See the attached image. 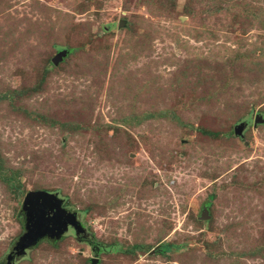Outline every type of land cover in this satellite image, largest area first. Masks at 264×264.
Segmentation results:
<instances>
[{
    "label": "rangeland",
    "instance_id": "rangeland-1",
    "mask_svg": "<svg viewBox=\"0 0 264 264\" xmlns=\"http://www.w3.org/2000/svg\"><path fill=\"white\" fill-rule=\"evenodd\" d=\"M42 189L14 264H264V0H0V264Z\"/></svg>",
    "mask_w": 264,
    "mask_h": 264
},
{
    "label": "water",
    "instance_id": "water-1",
    "mask_svg": "<svg viewBox=\"0 0 264 264\" xmlns=\"http://www.w3.org/2000/svg\"><path fill=\"white\" fill-rule=\"evenodd\" d=\"M125 26V21L121 20L120 27ZM68 50H62L54 58V64H59L67 56ZM260 118H257V122ZM247 126L246 122L236 126L235 133L243 135V130ZM65 198L59 192L47 190L29 191L23 202V212L25 214L26 232L20 237L11 255L8 257L7 264H14L17 257H23L28 250L35 247L44 239L60 240L73 227L76 234L80 236L85 231L79 221L78 212H72L65 207ZM202 219L210 218L207 208L204 209ZM96 264V260H94Z\"/></svg>",
    "mask_w": 264,
    "mask_h": 264
},
{
    "label": "flooded vegetation",
    "instance_id": "flooded-vegetation-1",
    "mask_svg": "<svg viewBox=\"0 0 264 264\" xmlns=\"http://www.w3.org/2000/svg\"><path fill=\"white\" fill-rule=\"evenodd\" d=\"M65 207H66V206H65ZM66 208H67V207H66ZM69 210H70V209H69ZM70 211H72V210H70ZM72 212H75V211H72ZM78 215H79V214H78ZM78 217H79V216H78ZM79 221L82 223V220H81L80 217H79ZM82 225H83L85 231H84L83 233H81L80 236H78V235L76 234V231H75V229H74L73 227L70 228L69 232H70V231H74L75 236L77 237L78 240L88 243V244H89L94 250H96V249L98 248L99 244L95 242V240H94V238H93V234H91V233L85 228V226H84L83 223H82ZM69 232H68V233H69ZM68 233H67V234H68ZM67 234H66V235H67ZM66 235H65V236H66ZM97 245H98V246H97Z\"/></svg>",
    "mask_w": 264,
    "mask_h": 264
},
{
    "label": "trees",
    "instance_id": "trees-1",
    "mask_svg": "<svg viewBox=\"0 0 264 264\" xmlns=\"http://www.w3.org/2000/svg\"><path fill=\"white\" fill-rule=\"evenodd\" d=\"M4 173V172H3ZM5 176V175H4ZM4 179H5V177H4ZM5 181H6V179H5ZM9 185L11 184V187L12 188H14V186L16 185V182H17V178H16V176H11V175H9V178L7 179V181H6ZM170 247H171V245H164L163 247H162V249L160 250V251H165V250H167V249H170ZM136 248H140V247H136V246H133V248L132 249H130V250H124V252H133L134 250L133 249H136ZM118 250L120 249L119 247L117 248Z\"/></svg>",
    "mask_w": 264,
    "mask_h": 264
}]
</instances>
